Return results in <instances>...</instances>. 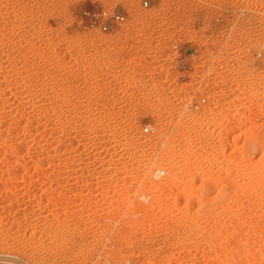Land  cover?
Instances as JSON below:
<instances>
[{"label": "rangeland", "instance_id": "obj_1", "mask_svg": "<svg viewBox=\"0 0 264 264\" xmlns=\"http://www.w3.org/2000/svg\"><path fill=\"white\" fill-rule=\"evenodd\" d=\"M148 1L0 0V264H264V0Z\"/></svg>", "mask_w": 264, "mask_h": 264}, {"label": "built area", "instance_id": "obj_2", "mask_svg": "<svg viewBox=\"0 0 264 264\" xmlns=\"http://www.w3.org/2000/svg\"><path fill=\"white\" fill-rule=\"evenodd\" d=\"M140 2V6L142 9H146L149 7L148 0H138ZM124 16L118 10V7L114 8L110 14L106 12L104 9L98 10L90 15L87 20V26L92 30H97L100 32H107L111 26H115L117 23L123 21ZM204 99H201V102H204ZM147 131V128H145ZM103 264H114L111 261L105 262Z\"/></svg>", "mask_w": 264, "mask_h": 264}, {"label": "bare ground", "instance_id": "obj_3", "mask_svg": "<svg viewBox=\"0 0 264 264\" xmlns=\"http://www.w3.org/2000/svg\"><path fill=\"white\" fill-rule=\"evenodd\" d=\"M242 99H243V98L239 96V97L235 98L234 100H235V101H240V100H242Z\"/></svg>", "mask_w": 264, "mask_h": 264}]
</instances>
